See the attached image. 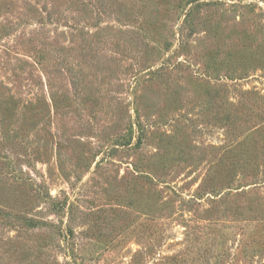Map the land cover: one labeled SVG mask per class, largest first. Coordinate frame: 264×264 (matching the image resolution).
<instances>
[{
  "label": "rangeland",
  "instance_id": "obj_1",
  "mask_svg": "<svg viewBox=\"0 0 264 264\" xmlns=\"http://www.w3.org/2000/svg\"><path fill=\"white\" fill-rule=\"evenodd\" d=\"M0 264H264V0H0Z\"/></svg>",
  "mask_w": 264,
  "mask_h": 264
}]
</instances>
